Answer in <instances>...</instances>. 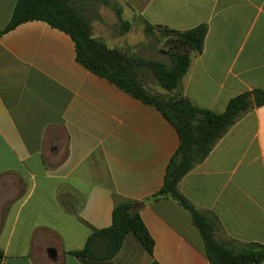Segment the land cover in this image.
<instances>
[{
    "label": "crops",
    "instance_id": "0c3cea01",
    "mask_svg": "<svg viewBox=\"0 0 264 264\" xmlns=\"http://www.w3.org/2000/svg\"><path fill=\"white\" fill-rule=\"evenodd\" d=\"M17 1L0 0V264H209L190 214L170 198L151 200L179 146L173 125L79 65L64 32L30 21L2 33ZM119 1L120 20L91 25L109 49L139 56L145 25L206 26L180 83L194 107L221 114L264 89V0ZM133 16L140 28H119ZM178 191L212 219L217 241L264 247V106L245 113ZM124 203H143L152 255L127 235L116 251L100 236L92 259L75 257Z\"/></svg>",
    "mask_w": 264,
    "mask_h": 264
},
{
    "label": "trees",
    "instance_id": "16d2710c",
    "mask_svg": "<svg viewBox=\"0 0 264 264\" xmlns=\"http://www.w3.org/2000/svg\"><path fill=\"white\" fill-rule=\"evenodd\" d=\"M77 1L83 0H18L2 33L26 22H44L70 36L79 65L130 97L155 107L177 131L179 146L167 166L163 186L151 200L170 198L190 214L202 238L209 264H264V247L243 245L236 251L217 241L213 236L212 219L196 211L178 191L181 179L208 156L214 145L245 113L264 106V89L234 97L221 114L198 109L180 93V83L192 58L202 52L206 26L177 32L166 27L145 25L146 37L159 34L162 42L160 52L168 57L169 64L145 60L109 49L94 39L91 26L81 16ZM146 75H150L167 94L161 96L152 92L146 84ZM142 205L124 203L116 206L112 211L111 226L94 231L84 249L73 255L82 261L89 260L93 257L90 247L96 238L109 239L116 251L127 235H133L151 256L153 241L139 216Z\"/></svg>",
    "mask_w": 264,
    "mask_h": 264
},
{
    "label": "rangeland",
    "instance_id": "374dc122",
    "mask_svg": "<svg viewBox=\"0 0 264 264\" xmlns=\"http://www.w3.org/2000/svg\"><path fill=\"white\" fill-rule=\"evenodd\" d=\"M76 5L80 10L81 16L84 18V20H86L90 24V26L95 20L110 21V22L113 20V18H117V20H120V16L124 10L119 0H96V1L83 0V1H77ZM131 24H133L135 27L138 28L141 27V22L139 21V19H137L134 16L132 17L129 23H123L119 21L118 26L119 28H122V26L124 27V25H127V27L128 26L131 27ZM159 37L160 36L157 33L153 37H147L146 43L148 48L145 51V49L141 47L142 49L140 48L141 50L138 55L139 57L144 58L145 60L160 61L169 64L168 57L160 52V49L162 47V42L161 40H159ZM125 53L127 55H131L129 51ZM145 81L147 86L152 90V92L157 94H159L158 92H162V90L156 86L154 80L150 75L148 76L146 75ZM214 230L215 229H213V236L215 238Z\"/></svg>",
    "mask_w": 264,
    "mask_h": 264
}]
</instances>
